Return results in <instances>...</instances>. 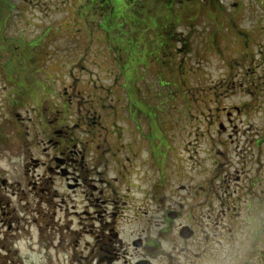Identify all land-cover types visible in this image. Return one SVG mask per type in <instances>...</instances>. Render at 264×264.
I'll use <instances>...</instances> for the list:
<instances>
[{
    "label": "rangeland",
    "instance_id": "374dc122",
    "mask_svg": "<svg viewBox=\"0 0 264 264\" xmlns=\"http://www.w3.org/2000/svg\"><path fill=\"white\" fill-rule=\"evenodd\" d=\"M261 5L264 0H0V124L13 113L6 96L32 85L49 92L50 103L71 86L65 98L78 99L81 113L90 93L112 89L115 121L123 124L125 116L139 123L141 150L129 166L139 187L129 196L146 212L126 209L132 219L119 246L128 252L117 264L144 252L156 264H264V107L258 117L248 108L244 113L257 96L245 91L247 66L238 64L258 48L251 31L256 17L264 19ZM257 99L264 103V96ZM234 106L235 120L226 121L223 108ZM0 147L3 155L9 150ZM18 167L19 181L33 180L20 161ZM30 190L17 187L22 220L13 222L16 235L9 239H17L18 250L8 257L0 251V264H104L93 220L70 213L80 209L77 200L72 208ZM189 226L197 232L184 239L180 232ZM138 238L154 245L140 250L131 244Z\"/></svg>",
    "mask_w": 264,
    "mask_h": 264
},
{
    "label": "flooded vegetation",
    "instance_id": "af4514ba",
    "mask_svg": "<svg viewBox=\"0 0 264 264\" xmlns=\"http://www.w3.org/2000/svg\"><path fill=\"white\" fill-rule=\"evenodd\" d=\"M261 7L264 8V5ZM254 26L251 31L252 38L258 48L255 47L257 49L243 54L241 63L238 64L242 68L247 66L243 68V77L249 81L245 91L253 97L260 98L264 96V19L257 20L256 17ZM41 88L42 86L32 85L25 91H14L16 95L9 94L4 99V105L7 104L9 111H13L14 114L9 113L7 120L0 124V144H7L9 149L8 154L3 155L0 147V241H4L0 251H6L3 255L8 257L7 252L18 250L17 239H9V234L16 235L13 222L22 220L17 213L15 199L18 185L25 183L32 189L31 192L37 189V193H44L42 198L47 194L46 200L58 197L63 202L66 200L72 202V208L76 207L73 202L77 200L80 209H72L70 213L74 216L79 214L90 216L93 220V229L90 231L95 234L96 248L102 252L100 261L104 264H117L123 258H127L124 251L128 252L126 248L121 249L119 246L123 241L121 235L124 225L132 219L126 215V209L131 207L133 211H138L135 215H138L140 210L143 214L146 212H143L144 208L141 206L136 208L139 203L135 200L131 202L129 196L131 188L139 187L138 182L135 179L131 180L129 174V166H135L141 150L139 123L133 117L125 116L123 124L115 121L119 109L108 101L112 98L110 96L112 89L106 91L107 95H103L105 90L100 94L90 93V106L85 113H81L76 111L77 105L80 104L78 99H72L70 96L65 98L71 86H64L62 91L64 97L60 99L57 94L58 99L54 103L47 101L48 97L51 98L49 92H41ZM37 92L40 101L36 99ZM254 98L255 101L250 100L249 106L244 108V113L248 108L249 113L257 116L264 103ZM222 111L227 116L226 121L235 120L236 106L232 109L224 107ZM127 122L128 126L125 127ZM130 131L131 140L125 141ZM8 143L12 147L13 144L16 145L18 149H12ZM249 153L257 156V151ZM19 161L22 168L26 169L25 172L33 173V180H18ZM111 171L114 176H110ZM140 179H143V176ZM55 206L63 207L61 203H56ZM196 211L198 212L197 208ZM173 212L178 215L179 211L176 209ZM53 213L57 215L58 212L55 209ZM188 214L192 217V212L189 211ZM228 230L232 237L235 231L232 227H228ZM73 231L78 232L74 229ZM184 232L191 233V238L197 230L189 226L186 230H181L180 236ZM104 236H107L109 241L102 239ZM136 241L131 244L140 250L154 245L146 244L142 238H138L140 245H136ZM146 260L156 264L155 257L146 252L135 261L127 260L126 264H137Z\"/></svg>",
    "mask_w": 264,
    "mask_h": 264
},
{
    "label": "water",
    "instance_id": "95a60500",
    "mask_svg": "<svg viewBox=\"0 0 264 264\" xmlns=\"http://www.w3.org/2000/svg\"><path fill=\"white\" fill-rule=\"evenodd\" d=\"M182 236H184V237H189V236H191V233H189V232H184V233H182ZM136 243V245H140V241L138 242V240L135 242ZM137 264H152L150 261H140V262H138Z\"/></svg>",
    "mask_w": 264,
    "mask_h": 264
},
{
    "label": "trees",
    "instance_id": "16d2710c",
    "mask_svg": "<svg viewBox=\"0 0 264 264\" xmlns=\"http://www.w3.org/2000/svg\"><path fill=\"white\" fill-rule=\"evenodd\" d=\"M137 91V90H136ZM138 92V91H137Z\"/></svg>",
    "mask_w": 264,
    "mask_h": 264
}]
</instances>
